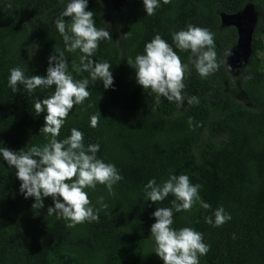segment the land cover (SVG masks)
<instances>
[{"label": "trees", "instance_id": "16d2710c", "mask_svg": "<svg viewBox=\"0 0 264 264\" xmlns=\"http://www.w3.org/2000/svg\"><path fill=\"white\" fill-rule=\"evenodd\" d=\"M121 1L88 0L96 27L112 36L101 40L91 57L112 66L114 88L105 89L88 72L75 70L82 54L68 52L55 27L65 0H0V147L27 151L47 143L39 133L45 114L36 116L31 106L55 85L32 94L21 85L13 92L8 75L17 66L26 76L46 74L55 49L64 52L74 79L90 80L89 97L74 105L58 139L79 129L85 145L99 143L97 156L123 176L111 194L101 184L85 189L96 208L100 197L107 208L98 222L69 228L47 213L51 197L43 207L40 202L32 207L35 199L20 194L15 169L0 158V264H164L150 237L151 214L157 207L173 208L175 197L145 201L143 188L173 172L199 184L200 197L211 205L173 210V228H194L210 246L200 264H264V0H171L151 16L142 0ZM239 14L250 18V50L245 65L235 69L230 58L244 35L228 18ZM189 24L213 35L219 66L206 77L196 72L191 51H181L172 40L173 32ZM156 34L189 66L181 102L164 97L157 102L150 89L136 83L127 62ZM193 96L197 104L188 103ZM93 114L99 118L94 128ZM221 206L231 219L219 227L206 223L205 216Z\"/></svg>", "mask_w": 264, "mask_h": 264}, {"label": "clouds", "instance_id": "9594fccd", "mask_svg": "<svg viewBox=\"0 0 264 264\" xmlns=\"http://www.w3.org/2000/svg\"><path fill=\"white\" fill-rule=\"evenodd\" d=\"M145 13L154 15L155 11L171 0H142ZM61 17L55 20V27L62 35L65 49L68 52L79 50L77 72H88L91 81H102L105 89L114 88L112 66L108 61L92 59L101 40H110L108 30L98 29L95 25L94 13L88 8V0H65ZM62 17H69L66 24ZM127 34H125V37ZM172 40L181 51L190 50L193 54V66L201 77H206L218 68L217 53L213 35L209 30L189 24L186 29L173 32ZM227 55H231L228 52ZM128 64L135 69L136 83L143 89H150L157 102L161 97L168 101L181 102L184 98V77L189 66L181 62L173 47L160 34H156L144 46L143 52L129 58ZM89 78L74 79L68 71V60L63 51L55 50L48 56L46 74L26 76L24 70L17 66L9 70L8 86L13 92L18 86L32 94L37 88L55 90L47 97L36 99L32 112L39 116L44 113V124L39 133H43L47 143L43 146L33 145L24 151L0 147V158L10 168L15 169V176L20 181L19 192L25 198H34L36 206L43 207L46 197L52 198L48 214H56L63 218L67 227L71 228L84 222L99 220V212L107 205L103 197L97 200L100 208L90 201L85 189H95L97 184L104 185L109 194L113 186L123 176L113 163L99 158V143L85 145L82 131L73 127L70 135L58 139L60 130L74 105H81L89 97L87 90ZM193 96L189 104H197ZM98 116H90V127H96ZM192 124V118H189ZM199 184H193L187 174L169 173L167 179L157 183L150 179L143 188L145 201L157 203L165 200L169 194L175 197L173 208L157 207L152 212L155 222L151 225L150 237L154 241V252L164 264H200L199 258L210 250L204 242L203 234L191 227L173 228V210L176 212L190 211L198 203L205 210L211 205L199 195ZM205 222L213 227L222 226L231 219V215L223 206L212 210L205 216Z\"/></svg>", "mask_w": 264, "mask_h": 264}, {"label": "rangeland", "instance_id": "374dc122", "mask_svg": "<svg viewBox=\"0 0 264 264\" xmlns=\"http://www.w3.org/2000/svg\"><path fill=\"white\" fill-rule=\"evenodd\" d=\"M117 2L121 3V0H116ZM247 15V14H245ZM242 14L239 15H234L233 17L229 18L232 21L236 22L238 25H240V31L241 33L244 35L243 36V43H241L239 45L238 50L232 54L231 58H230V62L231 65L235 68L238 69L242 66L245 65L247 58H248V53H249V44H248V40H250V33L248 32V21L250 20V18H248V16H245ZM247 36V37H246Z\"/></svg>", "mask_w": 264, "mask_h": 264}, {"label": "water", "instance_id": "95a60500", "mask_svg": "<svg viewBox=\"0 0 264 264\" xmlns=\"http://www.w3.org/2000/svg\"><path fill=\"white\" fill-rule=\"evenodd\" d=\"M231 17H233V16H231ZM230 18V17H229ZM228 18V19H229ZM232 22H234V21H232ZM249 32V31H248ZM247 37V36H246ZM249 37H250V35H249ZM243 41H244V39L242 38V40L240 41V43H239V45L241 44V43H243ZM248 44H249V40H248ZM250 46V45H249Z\"/></svg>", "mask_w": 264, "mask_h": 264}, {"label": "flooded vegetation", "instance_id": "af4514ba", "mask_svg": "<svg viewBox=\"0 0 264 264\" xmlns=\"http://www.w3.org/2000/svg\"><path fill=\"white\" fill-rule=\"evenodd\" d=\"M231 18V17H230ZM230 20V19H229ZM232 23H235L238 27H240V25H238L236 22H232ZM241 28V27H240Z\"/></svg>", "mask_w": 264, "mask_h": 264}]
</instances>
